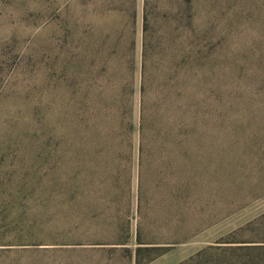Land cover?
Returning <instances> with one entry per match:
<instances>
[{
  "label": "trees",
  "instance_id": "1",
  "mask_svg": "<svg viewBox=\"0 0 264 264\" xmlns=\"http://www.w3.org/2000/svg\"><path fill=\"white\" fill-rule=\"evenodd\" d=\"M122 6L117 27L74 32L64 90L25 102V131L2 136V158L25 144V169L0 166L3 259L149 264L187 242L190 145L233 96L264 91V0H143L138 39L135 0ZM177 264H264V245Z\"/></svg>",
  "mask_w": 264,
  "mask_h": 264
},
{
  "label": "rangeland",
  "instance_id": "2",
  "mask_svg": "<svg viewBox=\"0 0 264 264\" xmlns=\"http://www.w3.org/2000/svg\"><path fill=\"white\" fill-rule=\"evenodd\" d=\"M122 1L0 0V141L7 132L15 139L25 131V102L41 95L47 101L64 90L59 51L78 44L74 32L117 27ZM142 2L135 0L137 39ZM202 131L183 160L193 189L183 217L189 240L149 264H177L208 246L264 245V91L239 92L216 125ZM19 148L0 156V166L6 160L8 169H25V158H15L25 144ZM160 215L158 207L156 227L171 226ZM0 264H25V257H0Z\"/></svg>",
  "mask_w": 264,
  "mask_h": 264
}]
</instances>
